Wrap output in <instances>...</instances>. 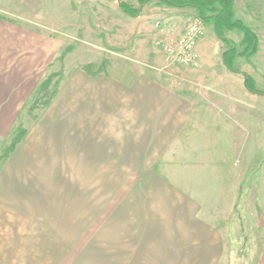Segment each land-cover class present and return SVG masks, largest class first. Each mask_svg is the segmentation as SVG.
I'll use <instances>...</instances> for the list:
<instances>
[{"label":"crops","instance_id":"0c3cea01","mask_svg":"<svg viewBox=\"0 0 264 264\" xmlns=\"http://www.w3.org/2000/svg\"><path fill=\"white\" fill-rule=\"evenodd\" d=\"M7 1L39 14L45 0ZM137 5L135 18L119 6L113 15L139 35L151 32L154 20L143 31L136 21L160 15L157 33L173 43L199 18L194 8ZM249 9L257 11L264 35V0H235L234 14L245 24ZM101 14L112 16L105 7ZM205 23L213 28L204 22L199 68L212 61L207 45L220 53L216 33L207 36ZM35 31L0 19L1 132L15 127L61 51L59 41ZM146 69L151 73L77 69L61 83L0 169V264H77L80 239L85 264H221L222 224L240 193L254 190L250 171L231 164L238 153L247 154L249 143L244 147L243 132L232 121L239 116L245 124L236 122L249 129L254 106L245 99L227 103L222 113L197 90ZM259 179L255 190L264 193V173ZM259 228L257 264H264V194Z\"/></svg>","mask_w":264,"mask_h":264},{"label":"rangeland","instance_id":"374dc122","mask_svg":"<svg viewBox=\"0 0 264 264\" xmlns=\"http://www.w3.org/2000/svg\"><path fill=\"white\" fill-rule=\"evenodd\" d=\"M114 1L116 0H111V3L108 0H45L41 12L35 14L24 10L19 5H14L11 1L0 0V18L16 21L17 24L51 36L61 43L58 57L36 88L37 90L35 89L33 96L25 104L24 111L15 127L0 131V169L12 156L17 145L23 140L22 137L25 138L47 103L52 100L61 83L77 69L110 72L108 69L115 66L119 71L122 69L127 71V68H140L146 71L148 70L146 68L151 66L163 75L162 78L168 79L173 85L176 82L180 87L197 90L203 98L209 100V103L218 106L222 113L227 103L240 105L247 99V103L254 106V120L252 123L249 122V129H243L236 122L237 120L245 124L244 119L239 116L232 121V125L237 124L238 130L243 132L244 147L249 142L248 152L245 155L243 151L235 158L232 157L231 164L233 166L237 163L238 170L250 171L247 180L250 177L254 178V190L240 193L237 205L231 209L227 222L222 224L225 255L221 264H257L263 234L259 228V220L264 193L255 189L259 186V177L264 173V123H261V120H264V95L254 94L247 88V85L252 84L255 92L264 94V35L257 27V11H252L253 8L248 10L246 24L240 20L255 33L257 37L255 47L252 44L249 47L245 45L242 32L225 31L223 36L236 48L235 58L228 60L229 67H226L223 61V54L228 51L229 46L216 35L213 42H220V53L216 55L211 53V45H207L205 51L209 54L208 56H211L212 61L207 62V66L192 68L167 63L163 48L173 42L163 38L164 36L160 37L157 33L160 30V27H157L160 15L157 17V14L150 13L148 20L136 21L138 31L141 29L143 31V27L148 24L146 21L154 20L151 23V32H142L140 35L139 32H129L126 31L128 23L126 24L121 17L113 15L112 10L125 5L127 9L134 11L138 7L139 0H118V6ZM144 6L141 7L144 8ZM103 7L111 10L110 18L101 14ZM164 7L173 9L172 11L187 9L168 5ZM165 17L167 15L161 14V18ZM235 18L237 19V16ZM198 19L201 20L198 17L195 18V20ZM162 21L160 20L161 23ZM202 22L205 32L204 21ZM205 25L207 36H209L214 29L208 23ZM175 29L173 27L171 30L175 31ZM132 44L134 46H131ZM148 72L151 73L150 70ZM0 86L5 87V84L2 82ZM17 90L19 88L13 87L15 93ZM0 91L4 92L5 88ZM233 92L237 95H227ZM232 98L237 102L232 101ZM220 125L223 129L224 125L228 126L222 121L219 122ZM225 142H227L226 138H221L220 150L223 153ZM97 216L100 218L101 215ZM101 227L100 223L94 225L92 231L95 238L99 236ZM85 252V240L80 239L77 264H85Z\"/></svg>","mask_w":264,"mask_h":264},{"label":"trees","instance_id":"16d2710c","mask_svg":"<svg viewBox=\"0 0 264 264\" xmlns=\"http://www.w3.org/2000/svg\"><path fill=\"white\" fill-rule=\"evenodd\" d=\"M150 2H157L159 4H164L177 8H194L199 18L204 22H209L213 26L214 31L219 37V39L224 43H227V45L229 46L228 51L223 54V61L226 67H229V65H227L228 60L230 61L231 58H235L234 54H236V48L233 43H231L228 39L223 36V33L225 31L242 32L244 35L243 42L248 47L251 46V44L255 47V44H257V37L255 33L242 21L235 18V0H139V5L141 7ZM120 6L122 11L127 15L131 17H137L139 10L132 11L129 8L127 9L125 5ZM252 86V84H250L249 86L247 85V88L249 89L248 91L262 96L264 95L263 93L260 94L255 92L252 89ZM50 102L51 100L47 103L46 106H48ZM23 138L24 137H22V139Z\"/></svg>","mask_w":264,"mask_h":264},{"label":"built area","instance_id":"2783aa9c","mask_svg":"<svg viewBox=\"0 0 264 264\" xmlns=\"http://www.w3.org/2000/svg\"><path fill=\"white\" fill-rule=\"evenodd\" d=\"M203 35V22L199 19L193 21L176 43L164 46L163 50L167 63L184 67H199L200 59L197 44Z\"/></svg>","mask_w":264,"mask_h":264}]
</instances>
